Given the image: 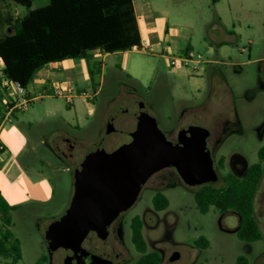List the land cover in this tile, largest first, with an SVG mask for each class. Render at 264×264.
Here are the masks:
<instances>
[{"label":"rangeland","instance_id":"1","mask_svg":"<svg viewBox=\"0 0 264 264\" xmlns=\"http://www.w3.org/2000/svg\"><path fill=\"white\" fill-rule=\"evenodd\" d=\"M47 2L33 0L31 9ZM134 5L151 51L94 57L102 60L103 66L101 73L94 75L96 88L86 71L75 77V68L61 70L70 66V61L52 63L57 79L67 73L71 76L76 88L72 101L51 95V91L38 93L43 95L29 101L25 110L16 109L10 116L12 123L0 132L7 147L0 153V190L10 203L19 204L12 213L11 227L21 243L22 258L16 264H35L47 253L44 231L68 208L71 170L104 136L108 116L124 108L136 109V101L144 103L159 129L170 136L180 127L198 125L215 130L226 119L232 121L234 125L217 151V156L226 159L222 175L229 170L234 153L243 156L247 164L258 161V148L264 145V0H134ZM25 12V7L13 0H0V35L7 31L5 17L20 18ZM187 46L205 61L197 74H190L180 64L170 65L168 57L181 54ZM31 87L32 82L26 90ZM17 93V85L4 77L0 61L1 112L4 101L15 99ZM12 126L17 130L10 134ZM64 135L74 137L79 145L70 140L61 162L53 148ZM232 166L241 168L236 160ZM172 182L162 190L169 200L165 210L153 212L148 186L127 213L143 218L147 250L160 253L159 264H235L240 254L249 264H264V172L254 199L263 236L252 243L237 238L239 218L235 212L210 209L203 214L193 198L197 186L188 187L176 177ZM211 183L219 186L222 180ZM48 189L51 195L46 198ZM200 236L209 241L205 249L195 245ZM122 238L125 264H135L139 254L130 241L129 229ZM173 251L180 257L170 261ZM65 253L60 248L53 261L60 264ZM0 264L9 263L0 260Z\"/></svg>","mask_w":264,"mask_h":264},{"label":"trees","instance_id":"2","mask_svg":"<svg viewBox=\"0 0 264 264\" xmlns=\"http://www.w3.org/2000/svg\"><path fill=\"white\" fill-rule=\"evenodd\" d=\"M213 2L216 0H212ZM26 12L20 18L7 16L3 22L7 31L0 35V61L4 77L25 89L35 74L48 64L64 60L85 59L93 88L97 87L94 75L100 73V60L93 52L119 53L140 44V31L133 0H48L31 9L33 0H13ZM188 46L184 51L188 50ZM5 147L0 143V153ZM264 147L258 151V161L250 164L244 175L228 171L222 184L204 183L193 191L197 208L203 214L210 209L220 213L235 212L239 218L237 238L245 243L262 239V231L255 218L254 199L263 176ZM224 156L217 163L224 170ZM154 210H165L167 196L157 191L151 198ZM19 208L10 204L0 192V260L16 264L22 258L20 240L14 235L12 213ZM130 241L139 254L135 264H159L161 255L147 250L142 219L136 215L130 221ZM195 245L207 248L209 241L200 236ZM47 253L35 264H47ZM190 264H205L197 261ZM235 264H249L240 254Z\"/></svg>","mask_w":264,"mask_h":264},{"label":"water","instance_id":"3","mask_svg":"<svg viewBox=\"0 0 264 264\" xmlns=\"http://www.w3.org/2000/svg\"><path fill=\"white\" fill-rule=\"evenodd\" d=\"M135 105L134 110L124 108L108 116L104 136L75 167L69 207L44 231L49 264L52 252L60 247L73 251L62 264H84L79 259L89 254L81 246L88 232L95 230L105 238L108 225L135 203L147 179L158 170L174 167L190 187L217 180L206 145L208 128L180 127L176 141H171L144 103L136 101ZM179 257L174 251L169 260ZM91 259L93 264L107 262L98 255Z\"/></svg>","mask_w":264,"mask_h":264},{"label":"flooded vegetation","instance_id":"4","mask_svg":"<svg viewBox=\"0 0 264 264\" xmlns=\"http://www.w3.org/2000/svg\"><path fill=\"white\" fill-rule=\"evenodd\" d=\"M233 125L234 124H233L232 121L226 119L224 121L223 125L219 129L211 130V129L208 128L209 131H210V134L207 137L206 145H207V148L209 149V151L211 153V156H212V159H213V165H214V168H215V170L217 172V180L221 179L223 181V176L228 171L234 173L237 176H242L246 172L247 167L250 165V164H247V162H246V160L244 159L243 156H241L238 153H234V154H232L230 156L229 170H227L226 172H224L223 175H222V173H221L222 170L219 169V167H218L217 161H218L219 157L220 156H223V155L217 156V151L220 148V146L223 144V142L226 139V137L228 136L229 132L231 131V127ZM165 135H166V137H167L168 140L176 141L177 133L174 136H170L169 135V132H167ZM70 140L73 141V143H74L73 145H76V146L79 145V142H77V140L74 137H72L70 135H64L63 137H61V138L58 139L57 143L55 144V147L53 148V152L56 154L58 160H60L61 162L64 161V152H65L66 147L67 146L69 147L72 144ZM97 144L98 143H96L93 146V148L89 149L83 155V159L85 158V156L90 151H92V150H94L96 148ZM262 147H264V145L261 146V147H259L258 148V151ZM258 151H257V154H258ZM224 158H225V156H224ZM233 160L238 161L241 164V168H235L234 166H232ZM225 167H226V159L224 161V169H225ZM262 167H263V172H264V160H263V163H262ZM74 169L75 168H73V170H71L72 195H73V190H74V186H73V172H74ZM175 177L180 181V183L182 182L181 178L179 177V175H178V173H177V171H176V169L174 167L162 168V169L158 170L157 172L153 173L147 179V181L143 185L142 189L149 186L150 189L152 190V196H153L157 191H161L162 192L163 189L165 190V189L169 188L171 185H173L174 182H172V180ZM208 183H211V182H208ZM142 189L140 190V192L142 191ZM140 192L138 194V197L140 195ZM72 195H71V197H72ZM138 197H137V199H138ZM137 199H136V201H137ZM70 200H69V203H70ZM136 201H135V203H136ZM133 205L130 208H128L127 210L121 212L108 225V227H107V235H106L105 238H100L97 235V233H96L95 230H90L88 232V234L83 239V241L81 243V246L89 254L86 255V256H84V255L81 256V258L79 260L82 263H84V264H93L92 263V259H91V255H98L102 259L106 260L107 262L104 263V264H125V263H128L127 258H126V253H125V247H124L125 246V243H124V240H123L122 237H123L124 231H126L128 229L130 231V221H131V219L134 216L138 215L137 213H135V214H132L130 216H127V213L133 207ZM68 207H69V204H68ZM65 211H66V209L63 211L62 215L65 213ZM153 212L154 213H157V212H160V211H156V210L153 209ZM62 215L56 217V219H54L53 221L57 220ZM139 217L142 219V222H143V218L141 216H139ZM238 224H239V220H238ZM237 227H238V225L235 228V232H236ZM88 237H90V238H88ZM85 241H86V244H85ZM60 248H62V247H60ZM60 248H58V249H56L55 251L52 252L51 264H56L53 261L54 260V255L57 253V251ZM154 251H156V250H154ZM63 252H66L65 255H64V257L67 256V255H72L73 254V251L71 249L63 248ZM47 255H48V251H47ZM64 257L62 258V261H61L60 264L63 263ZM138 258H139V256L136 258V260H135L134 263H136V261H137ZM75 262H76V259L74 258L73 259V263H75ZM47 264H49V257H48V263Z\"/></svg>","mask_w":264,"mask_h":264},{"label":"crops","instance_id":"5","mask_svg":"<svg viewBox=\"0 0 264 264\" xmlns=\"http://www.w3.org/2000/svg\"><path fill=\"white\" fill-rule=\"evenodd\" d=\"M134 8H135V5H134ZM135 13H136V17L138 19V13L136 12V9H135ZM138 24H139V27H140L139 19H138ZM140 29H142V28L140 27ZM142 32H143V30H142ZM174 47L175 46H173V50L177 52L176 48H174ZM127 51H124V52H127ZM119 53H122V52H119ZM92 55H93V57L102 55V58H104L107 54H101L98 51H94ZM65 61H70L71 62V65L70 66L67 65L66 67H61V70L62 71H68L69 69H74L75 68L76 73H77V74H74L75 77L77 75H79L80 73H82V74L85 73V71L88 73V64H87V62H86L85 59H79V60H64V61H62V63L65 62ZM101 62H102V60H101ZM208 62H212V61H208ZM1 68H2V64H1ZM44 68H42L41 70H39L35 74L33 80L31 81L32 82L31 89L30 90H26V88L24 89V92L26 94V97H28V99H30V100L31 99L40 98L43 95V94H38V93H43V92H49V91H51V88H52L53 84H55V83H62V84H65V83H71V84H73L74 83L72 81V79H71V76L68 73L63 75L64 78L62 77L60 79H57V77H58L57 74L53 72L54 69H56V68L54 66H52V64H48ZM102 68H103V66L101 64L100 73L102 71ZM88 80L90 81L89 73H88ZM96 83H98V82H96ZM90 84H91V81H90ZM75 90H76V88H75ZM16 96L17 95L15 94V97ZM20 100H21L20 98L17 99V97H16L15 99L11 98L9 100H5L4 101V112H1L0 111V132L4 129V127H5V125L7 123H12L11 120H10V116L13 114V112L16 109L23 110L21 108H15L13 110L11 109L12 106L14 105V103L15 102H19ZM89 110H92V108H90ZM16 130H17V128L15 126H12V127H10L8 129V131H9L10 134H13L14 132H16ZM0 143L5 147V150L4 151H6L7 147L1 141V139H0ZM39 184L42 187H44V186L48 187L47 183L39 182ZM0 192L2 193L1 190H0ZM50 192L51 191L48 189V194L45 195L46 198H48L51 195ZM2 195H3V193H2ZM10 204H15V203H10ZM17 205H19V204H17Z\"/></svg>","mask_w":264,"mask_h":264},{"label":"built area","instance_id":"6","mask_svg":"<svg viewBox=\"0 0 264 264\" xmlns=\"http://www.w3.org/2000/svg\"><path fill=\"white\" fill-rule=\"evenodd\" d=\"M139 31H140V44L132 46L130 50H133V51H148L149 50L151 51L152 44L144 38L142 34V29H140V27H139ZM168 58L170 60L169 62L172 67H175L176 65L180 64L184 68H188L190 70V74H197L199 70L203 68L201 66L202 63L205 62V61H202L201 59L202 57L200 54L195 55L194 52L191 51L190 49L183 51L181 54L177 56L171 55ZM17 87H18V93L16 94L17 95L16 97L17 99L20 98L21 100L19 102H15L11 109L13 110L15 108H21L25 110L27 108V104L29 103V101H32L33 99L31 100L28 99V97H26L24 89L18 85ZM74 92H75V87L71 83H65V84L55 83L53 84L51 88V95L62 96L66 98L68 101H72L75 95ZM84 97L89 98L90 96H88L87 94H84Z\"/></svg>","mask_w":264,"mask_h":264}]
</instances>
